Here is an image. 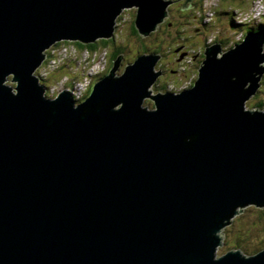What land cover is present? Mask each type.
I'll return each instance as SVG.
<instances>
[{
    "label": "water",
    "instance_id": "95a60500",
    "mask_svg": "<svg viewBox=\"0 0 264 264\" xmlns=\"http://www.w3.org/2000/svg\"><path fill=\"white\" fill-rule=\"evenodd\" d=\"M172 3L0 0V264H264V249L217 256L223 230L264 208V110L247 108L263 31L206 46L177 93L153 94L155 53L122 73L119 55L82 103L36 74L57 43L113 39L128 9L150 36Z\"/></svg>",
    "mask_w": 264,
    "mask_h": 264
},
{
    "label": "rangeland",
    "instance_id": "374dc122",
    "mask_svg": "<svg viewBox=\"0 0 264 264\" xmlns=\"http://www.w3.org/2000/svg\"><path fill=\"white\" fill-rule=\"evenodd\" d=\"M202 4L201 10L196 11L192 14L193 16L173 10L172 15L174 19H172V21L175 26L171 29H167L166 27L158 28V30L154 32V34L152 33V36L150 35L151 37L148 36L149 38L147 39H144V37L138 38L133 34L132 26H134L136 18V8L126 10L117 21L116 33L118 35H115L113 38L115 43L111 42V47L109 49L97 50L98 57L95 58L94 54L91 55L90 62L100 60L102 64L99 67H97V65L92 66V63L88 66L87 63H85L87 56L86 51L81 49L77 42L67 41L53 45L50 48L51 52L47 53L48 57L45 59L43 65L36 72L41 78V83L47 89L46 95L49 98H53L57 96L56 94L54 95L53 92L60 91L63 86H66V88H73L74 83H76L77 86L80 85L79 82L83 75L84 79L87 81L84 80L85 83L82 84V86H85L84 89H88L91 80L87 79V76L94 70L97 71L95 75H98L99 69L102 72L104 71L101 73L103 74L102 76L108 74L105 73V71L110 67V58L114 48H119L123 55L124 62L122 61L123 63L119 73H122L128 64L135 62L145 51H147L148 54L157 53V51L158 54H163V59H160L156 68L159 72L163 71L160 69L159 64L162 60L161 63L166 69L167 74L163 77L161 82L157 81L155 84L152 89L154 94L160 91L163 93H175L178 90L188 89V87L191 88L192 86L190 87L189 83L197 80L199 77L198 70L203 60H205L206 46H208V44L228 42L229 44L227 47H224V50L235 47L236 44L240 42L241 33L246 27L235 26L233 23L235 20L233 19H239V13L249 10L251 7L253 10H256L255 13L264 15V0H204ZM233 12H238L234 18H232ZM243 14L245 13L243 12ZM180 15L190 17L189 19L186 17L180 18ZM195 16H197V18ZM248 22H255L257 26L261 25L254 20ZM202 23H208V29L204 35H201L199 31L202 28ZM180 38L184 40H180ZM213 40L215 41L212 43ZM183 43H187L189 53L182 64H180V57L173 48H177L178 50ZM64 47L67 49L66 56H63L65 51ZM201 54H203V56H201ZM105 62L108 66L107 69L104 70ZM45 64H48V66L43 67ZM172 70L178 72L174 74ZM43 72H46V74L42 78L40 75H44ZM85 74L87 76H85ZM12 78L13 76L11 79ZM93 82L94 81H92V83ZM7 84L12 87L16 85V83H13L11 80H9ZM72 95L74 97V94ZM259 101L264 102L263 81L258 93L247 103V108L255 109V105ZM145 105L149 106L151 109L154 108L151 100H147ZM223 237V246L218 249V257L236 249L242 250L247 255H253L263 250L264 208L261 209L252 206L245 209L242 214L233 220L230 226L223 230Z\"/></svg>",
    "mask_w": 264,
    "mask_h": 264
},
{
    "label": "bare ground",
    "instance_id": "6f19581e",
    "mask_svg": "<svg viewBox=\"0 0 264 264\" xmlns=\"http://www.w3.org/2000/svg\"><path fill=\"white\" fill-rule=\"evenodd\" d=\"M256 7V6H255ZM260 11V10H259ZM258 11V12H259ZM243 12L245 13V14H243ZM243 12H240L239 13V19H234L235 20V22L238 24V25H244V26H246V25H248V24H252V26H257V25H255V22H253V23H250V22H248V21H252V20H254V21H256V22H259L260 24H264V15H261V13H255L256 12V10L254 9L253 10V8L251 7L249 10H245V11H243ZM238 14V12H234L233 13V16H232V18H234V16H236ZM264 14V13H263ZM260 20V21H259ZM263 21V22H262ZM158 30V29H157ZM253 31V30H252ZM263 30H259V31H257V30H255V32H262ZM251 32V31H250ZM249 32H248V30L247 29H245L242 33H241V36H240V42H242L244 39H245V37H246V35L248 34ZM215 40H213L212 41V43L214 42ZM240 42L238 43V44H240ZM222 45H223V43H221ZM227 45L229 44V43H226ZM209 45V44H208ZM227 45L225 46V47H227ZM235 45V44H234ZM233 45V46H234ZM237 45V44H236ZM223 49H224V45H223ZM48 53V52H47ZM50 54V53H49ZM86 54H87V56H86V58H91V55H92V53L90 52V51H86ZM158 54V53H157ZM95 55V58H96V56L98 57V55L97 54H94ZM158 55H160L161 57H160V59L162 58V55L161 54H158ZM48 57V56H47ZM160 61V60H159ZM98 64V63H97ZM96 64V65H97ZM101 64L102 63H100V66H101ZM45 66H48V64H45L43 67H45ZM85 66V65H84ZM89 66V65H88ZM87 66V67H88ZM107 64H106V62H105V68H104V70L105 69H107ZM108 70L109 69H107V71H105V73H108ZM157 70V69H156ZM97 71L96 70H94L93 71V79L95 78V77H100V76H102L103 74H101V73H103L100 69H99V71H98V75H95V73H96ZM157 72H159V70L157 71ZM100 74V75H99ZM40 75V74H39ZM162 75V74H161ZM41 77H42V75H40ZM160 78V77H159ZM263 79H264V77H263ZM197 80H194V83L196 82ZM263 81V80H262ZM80 85H78L77 86V84L76 83H74V85H73V88L72 87H70V91L72 92V94H74V99H75V101H77L78 103H82L83 101H85L90 95H91V93H92V88H93V85H94V82L92 83V82H90V86H88V89H84L85 88V86H82V84H84L85 82H84V80H81L80 82ZM92 83V84H91ZM261 85H262V82L260 83ZM191 86H193V85H191ZM190 86V87H191ZM261 87V86H260ZM154 88V87H153ZM152 88V89H153ZM189 88V87H188ZM260 89V88H259ZM153 91V90H152ZM180 91H182V90H180ZM179 90L177 91V92H180ZM259 91V90H258ZM177 92H175V93H177ZM60 92H55V94L56 95H58ZM161 93V92H160ZM163 93V92H162ZM258 93V92H257ZM153 94H154V91H153ZM255 96H253L251 99H253ZM250 99V100H251ZM249 100V101H250ZM264 102L262 101V104H263ZM263 109H264V107H263Z\"/></svg>",
    "mask_w": 264,
    "mask_h": 264
},
{
    "label": "flooded vegetation",
    "instance_id": "af4514ba",
    "mask_svg": "<svg viewBox=\"0 0 264 264\" xmlns=\"http://www.w3.org/2000/svg\"><path fill=\"white\" fill-rule=\"evenodd\" d=\"M203 1L204 0H191V1H188V0H172V4H171V6L169 7V17H168V19H166V21L160 26V28H164V27H166L167 29H171V28H173L174 26H175V24H174V22L172 21V19H174V16L172 15V11L173 10H176V11H178L179 13H182V14H184V13H187V15L188 14H191L190 16H193L192 14H194L196 11H199V10H201V8H202V3H203ZM190 16H181L180 15V18H188L189 19V17ZM196 18H197V16H195ZM133 29V28H132ZM207 29H208V23H202V28L199 30L200 31V33H201V35H204V33L207 31ZM154 34V33H153ZM179 34V33H178ZM152 36V35H151ZM150 36V37H151ZM147 38H149V37H146V38H144V39H147ZM180 40H184L183 38H180ZM112 43H115V41L113 40L112 41ZM188 48L189 47H187V43H183V45L182 46H180L179 47V49L177 50V48L175 49V48H173L174 49V51H176V54H178L179 55V57H180V59H179V61H180V64H182V62L184 61V59L188 56V53H189V51H188ZM115 48H114V51H113V53H115ZM178 51V52H177ZM201 56H203V54H201ZM162 57H163V54H162ZM163 59V58H162ZM123 62H124V60H123ZM122 62V63H123ZM161 62H162V60H161ZM159 63L160 64V69L161 70H163L162 72H163V75L158 79V81H162L163 80V77L167 74V72H166V69L164 68V66H163V64L162 63ZM173 72L172 73H174V74H176L178 71H176V70H172ZM100 77H95L94 79H93V81H94V83L99 79ZM193 83H194V81H192V82H190L189 83V86H191V85H193ZM166 84V83H165ZM164 86H166V85H164Z\"/></svg>",
    "mask_w": 264,
    "mask_h": 264
},
{
    "label": "trees",
    "instance_id": "16d2710c",
    "mask_svg": "<svg viewBox=\"0 0 264 264\" xmlns=\"http://www.w3.org/2000/svg\"><path fill=\"white\" fill-rule=\"evenodd\" d=\"M234 13V12H233ZM121 18V17H120ZM234 20V19H233ZM234 23V25L235 26H239V27H246L245 29H247L248 30V32H250V31H255V30H257V31H259V30H263V32H264V24L262 25H259V26H252V24H248V25H246V26H244V25H238L235 21L233 22ZM132 28H133V34H134V36H136V37H138V38H140V37H142V36H140L139 35V33H138V31H137V29H136V27L135 26H132ZM115 35L117 36L118 34L117 33H115ZM114 39H110V40H100V41H98V42H96V43H94V44H90V45H82V44H79L78 43V45L81 47V49H84L85 51H90L92 54H97V50H99V49H109L111 46V42L113 41ZM223 43V45H224V47L227 45L226 43H228V42H222ZM73 46H75V45H73ZM66 47H64V49H65ZM144 53H148L147 51H145V52H143V54ZM157 53H158V51H157ZM157 53H155V54H157ZM66 54H67V49H65V51H64V53H63V56H66ZM119 55H122V51L119 49V48H117L116 50H115V53H113L112 55H111V60H110V67L108 68L109 70H108V72L110 71V69L112 68V66H113V62H114V60L119 56ZM263 85H264V79H263ZM160 92H162V91H160ZM159 92V93H160ZM257 107H260V108H262L263 109V104H262V101H259L256 105H255V107L254 108H257Z\"/></svg>",
    "mask_w": 264,
    "mask_h": 264
},
{
    "label": "built area",
    "instance_id": "2783aa9c",
    "mask_svg": "<svg viewBox=\"0 0 264 264\" xmlns=\"http://www.w3.org/2000/svg\"><path fill=\"white\" fill-rule=\"evenodd\" d=\"M47 52H51V50L49 49ZM97 57V56H96ZM90 60H91V58H86V61H85V63H87V65H91V63L93 64L92 66H95L97 63V67H99L100 66V60H95V62H90ZM88 68V67H87ZM44 73V72H43ZM45 74H46V72L44 73V75H42V78L45 76ZM85 76H87L86 74H85ZM87 79H90L91 81L90 82H92L93 81V72L91 73V74H89L88 76H87ZM81 80H85L84 79V75H83V77L81 78ZM85 81H87V80H85ZM74 85V84H73ZM61 88V87H60ZM63 89H67V90H69L70 91V88H66V86L64 87H62L61 88V90L60 91H56V92H61ZM54 93V95H55V92H53Z\"/></svg>",
    "mask_w": 264,
    "mask_h": 264
}]
</instances>
